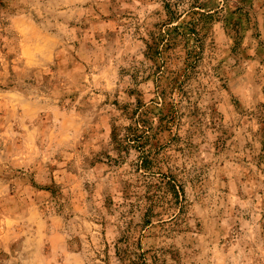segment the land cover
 <instances>
[{
  "label": "rangeland",
  "instance_id": "1",
  "mask_svg": "<svg viewBox=\"0 0 264 264\" xmlns=\"http://www.w3.org/2000/svg\"><path fill=\"white\" fill-rule=\"evenodd\" d=\"M0 264H264V0H0Z\"/></svg>",
  "mask_w": 264,
  "mask_h": 264
},
{
  "label": "trees",
  "instance_id": "2",
  "mask_svg": "<svg viewBox=\"0 0 264 264\" xmlns=\"http://www.w3.org/2000/svg\"><path fill=\"white\" fill-rule=\"evenodd\" d=\"M135 111L138 112L137 109ZM135 111H134V113H135ZM141 114L142 113L140 112L139 115H141ZM142 123H143V125H145L146 121L143 120ZM129 130H130L131 134H130V137H128L127 142L132 141V142L136 143L135 145H136V147H138L139 140L141 139V136L138 135V133H139L138 129L136 127H131V128H129ZM140 133H142V132H140ZM145 163H146V159L144 157H142V161H141L139 167L145 166Z\"/></svg>",
  "mask_w": 264,
  "mask_h": 264
}]
</instances>
